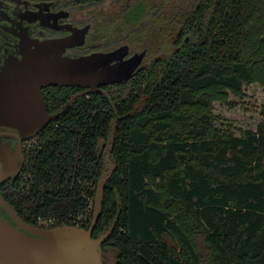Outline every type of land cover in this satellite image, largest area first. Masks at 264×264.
Wrapping results in <instances>:
<instances>
[{
	"label": "trees",
	"instance_id": "obj_1",
	"mask_svg": "<svg viewBox=\"0 0 264 264\" xmlns=\"http://www.w3.org/2000/svg\"><path fill=\"white\" fill-rule=\"evenodd\" d=\"M176 2L164 53L74 99L29 153L12 204L38 227L87 228L106 174L92 236L113 225L101 250L115 264H264V105L237 135L213 109L264 87V0Z\"/></svg>",
	"mask_w": 264,
	"mask_h": 264
},
{
	"label": "flooded vegetation",
	"instance_id": "obj_2",
	"mask_svg": "<svg viewBox=\"0 0 264 264\" xmlns=\"http://www.w3.org/2000/svg\"><path fill=\"white\" fill-rule=\"evenodd\" d=\"M69 3L0 0V221L12 226L14 218L29 223L11 192L25 187L29 153L46 129L74 99L105 94L106 86L120 82L118 70L137 62L135 72L147 58V48L131 50L124 41L95 44L92 18L101 16ZM97 37L106 40L105 33Z\"/></svg>",
	"mask_w": 264,
	"mask_h": 264
},
{
	"label": "rangeland",
	"instance_id": "obj_3",
	"mask_svg": "<svg viewBox=\"0 0 264 264\" xmlns=\"http://www.w3.org/2000/svg\"><path fill=\"white\" fill-rule=\"evenodd\" d=\"M83 10L88 13H98L101 16L92 18L94 33L90 38L95 44L102 43L109 47L117 41H124L129 44L125 45L131 50L138 51L147 48V58H155L164 53L163 46L168 45V40L173 32L174 24L170 18L174 15L175 20H180L174 14L178 11L176 0H104L97 6L87 7ZM152 12L153 15H151ZM146 13L148 16L144 17ZM159 24L162 29L157 28ZM101 33L106 34V40L98 39L97 35L99 36ZM229 100L236 101L237 104L233 108H229L226 104L214 102V113L222 117L216 121L215 125L236 135L239 134L240 129H255L257 123L262 119L264 87L257 83L245 85L241 97L231 95ZM111 166L112 162L108 157L107 168L109 169ZM102 257L104 264H115L112 250L106 249Z\"/></svg>",
	"mask_w": 264,
	"mask_h": 264
},
{
	"label": "water",
	"instance_id": "obj_4",
	"mask_svg": "<svg viewBox=\"0 0 264 264\" xmlns=\"http://www.w3.org/2000/svg\"><path fill=\"white\" fill-rule=\"evenodd\" d=\"M136 66L137 62H134L132 65L118 70V79L114 80L120 81L128 78ZM104 93L107 94V92ZM111 173L112 171L109 170V175ZM107 178L108 176L105 174L98 181L92 218L87 228L77 225L42 228L26 223L19 218H14L16 226L0 221V264H104L101 246L107 241L113 230V225L95 238L92 234L101 215Z\"/></svg>",
	"mask_w": 264,
	"mask_h": 264
},
{
	"label": "built area",
	"instance_id": "obj_5",
	"mask_svg": "<svg viewBox=\"0 0 264 264\" xmlns=\"http://www.w3.org/2000/svg\"><path fill=\"white\" fill-rule=\"evenodd\" d=\"M25 177V175H23Z\"/></svg>",
	"mask_w": 264,
	"mask_h": 264
}]
</instances>
